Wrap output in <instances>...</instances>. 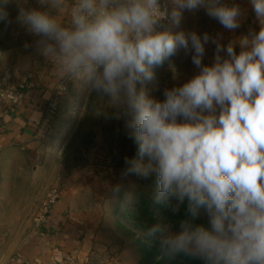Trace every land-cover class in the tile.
I'll list each match as a JSON object with an SVG mask.
<instances>
[{
  "label": "clouds",
  "instance_id": "obj_1",
  "mask_svg": "<svg viewBox=\"0 0 264 264\" xmlns=\"http://www.w3.org/2000/svg\"><path fill=\"white\" fill-rule=\"evenodd\" d=\"M11 3L0 0L6 25ZM36 3L18 5L16 22L38 38L36 51L53 63L59 79L82 83L117 110L115 118L136 145L122 175L146 179L154 173V203L173 214L185 206L178 231L158 222L146 234L167 255L204 264H264V0H249L259 31L226 45L207 32L163 26L169 19L179 26L184 12L203 9L234 32L246 13L225 0H171V12L161 0ZM209 44L215 53L205 64ZM181 51L196 73L165 88L163 99L151 95L144 85L153 81L152 69L166 61L171 67ZM96 114L107 116L104 106ZM201 210L207 227L194 223Z\"/></svg>",
  "mask_w": 264,
  "mask_h": 264
},
{
  "label": "rangeland",
  "instance_id": "obj_2",
  "mask_svg": "<svg viewBox=\"0 0 264 264\" xmlns=\"http://www.w3.org/2000/svg\"><path fill=\"white\" fill-rule=\"evenodd\" d=\"M162 1L171 12V0ZM225 2L241 6L243 0ZM18 5L38 7L36 0H13L7 9L12 23L0 22V131L15 102L30 100L39 115L28 142L0 149V236H6V244L25 241L43 226L38 219L55 193L57 201L69 199L80 223L85 216V252L80 259L72 257L75 264H204L184 254H165L146 234L158 222L178 231L185 206L173 214L154 203V173L146 179L122 175L124 158L135 156L136 145L127 138L123 120L115 118L117 110L106 106L107 98L102 102L95 93L89 95L80 82L57 80L53 63L35 49L38 38L16 22ZM167 28L207 32L225 45L248 33L242 23L234 32L225 30L203 9L184 12L179 26L170 20ZM214 53V45H207L205 64ZM152 71L154 79L144 87L163 99L165 88L182 85L197 69L181 51L171 58V67L166 61ZM100 106L107 116L96 114ZM117 185L118 193L113 191ZM194 223L208 226L203 210ZM17 234L22 238L11 239Z\"/></svg>",
  "mask_w": 264,
  "mask_h": 264
},
{
  "label": "crops",
  "instance_id": "obj_3",
  "mask_svg": "<svg viewBox=\"0 0 264 264\" xmlns=\"http://www.w3.org/2000/svg\"><path fill=\"white\" fill-rule=\"evenodd\" d=\"M241 8L246 13L241 22L245 32L259 31V22L249 0H243ZM63 19H68L66 12ZM38 115L37 105L30 100L15 102L12 112L4 116L5 129L0 131V149L28 142L33 131L32 122ZM69 202L66 198L58 201L46 223L28 234L25 241L6 244V236H0V264H64L70 257L82 258L85 252V216H81L80 223ZM18 234L11 239L22 238Z\"/></svg>",
  "mask_w": 264,
  "mask_h": 264
},
{
  "label": "built area",
  "instance_id": "obj_4",
  "mask_svg": "<svg viewBox=\"0 0 264 264\" xmlns=\"http://www.w3.org/2000/svg\"><path fill=\"white\" fill-rule=\"evenodd\" d=\"M161 3L164 4L162 0H161ZM169 23H170V19L167 21H164L163 26L167 28ZM50 197H51L50 200L48 202L44 203V212H43L42 216L38 219L39 223H43V222L46 223L47 217L50 214L52 207L58 202L57 196L55 193L50 195ZM74 261H75L74 258L70 257V258L66 259L64 264H75Z\"/></svg>",
  "mask_w": 264,
  "mask_h": 264
}]
</instances>
